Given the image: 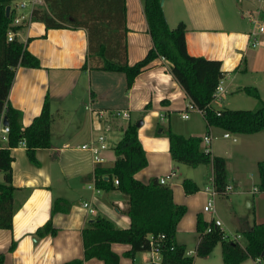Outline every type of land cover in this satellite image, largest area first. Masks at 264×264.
Here are the masks:
<instances>
[{
  "label": "crops",
  "instance_id": "crops-1",
  "mask_svg": "<svg viewBox=\"0 0 264 264\" xmlns=\"http://www.w3.org/2000/svg\"><path fill=\"white\" fill-rule=\"evenodd\" d=\"M144 2L126 0L130 64L144 58L153 46ZM163 7L170 27L185 24L190 54L222 61L224 76L220 83L224 92L220 99L213 101V106L218 110L259 108L264 101V36H260L259 44L254 46L250 34L254 20H264V0H164ZM26 17L16 35L27 43L28 50L39 58L41 66L17 68L9 101L22 111V123L26 127L40 114L49 96L53 114L52 144L36 149L39 165L30 161L24 142L11 149L12 182L20 190L16 195L18 207L12 227L0 228V253L5 254L3 264H63L83 258V230L98 215L109 218L119 228L130 227L128 194L118 187L94 188L95 168L114 163V147L130 121L137 125L142 122L138 136L148 159V165L135 176L149 183L154 177L171 173L167 185L173 189L174 200L188 206L176 232V241L184 244L187 251L197 252L198 215L202 214L207 221L213 218L203 211L208 199L205 187L213 177V165L194 166L197 174L184 173L185 177H180V167L170 152L168 127L187 136L204 137L209 132L211 141L202 142V147L226 159L229 191L219 195V199L226 200L223 206L233 216L236 231L264 223V191H257L261 182L258 162L264 159V130L233 133L236 140L225 137L226 131L221 127H208L204 114L175 79L167 60L155 59L127 88L123 72L84 68L89 56L86 28L48 29L43 22L32 21L31 13ZM247 86L257 88L260 98L246 93L243 88ZM118 110L128 111L129 116L117 115ZM184 113L189 117L184 118ZM180 119L185 120L184 126L180 125ZM101 135L106 137L107 148L102 150L103 159L98 161L82 145L96 141ZM6 144L4 142L3 146ZM185 178L193 179L199 190L187 194L183 186ZM57 198L69 202L67 212H53ZM237 200H244L250 207L253 205L256 217L252 221L247 212L238 211ZM85 202L90 204L91 210ZM49 220L58 233L38 235V229ZM12 243L15 245L10 249ZM130 247L128 243L112 244V249L120 255L121 264H148V250L139 251L131 258L125 254ZM211 255H197V258ZM197 258L194 256L193 264ZM248 259L256 264L254 259ZM84 264L105 263L92 258Z\"/></svg>",
  "mask_w": 264,
  "mask_h": 264
},
{
  "label": "trees",
  "instance_id": "trees-1",
  "mask_svg": "<svg viewBox=\"0 0 264 264\" xmlns=\"http://www.w3.org/2000/svg\"><path fill=\"white\" fill-rule=\"evenodd\" d=\"M15 1L0 0V124L6 116L10 128L7 144L0 148V228L12 227L13 216L18 207L16 195L20 189L12 182L11 149L24 142L30 161L39 165L36 149L50 147L52 144L53 114L49 96L46 97L40 114L26 127L22 123V111L14 108L9 101L17 68L41 66L39 58L28 50L26 42L19 40L17 35L12 40L8 38L10 30L17 32L22 26L12 24L17 13ZM161 1L144 2L153 46L144 58L134 64L128 62L126 0H46L47 6L32 10L31 20L43 22L48 29L86 28L89 56L84 68L89 66L93 69L123 72L127 88L132 86L135 78L149 68L155 59L163 56L193 105L204 114L208 127H221L234 134L263 131L264 101L255 110H218L213 106L214 93L224 76L222 61L190 54L186 44L185 24L170 27ZM8 5H11L9 16L6 14ZM243 89L260 98L257 88L247 86ZM166 133L170 139L172 159L192 166L211 163L215 190L218 195H226V159L202 147L203 136H187L175 132L171 127L166 129ZM114 151L116 159L112 165L95 168V185L102 190L118 187L128 194L131 225L119 228L109 218L96 216L83 230L84 257L63 264H84L92 258L103 260L105 264H121L120 255L112 249L114 242L130 244L131 247L125 254L135 258L139 251L149 249L151 235L160 234L165 235L162 240L163 264H193L194 256L186 255V246L176 241L178 223L187 213L188 206L177 203L173 189L167 184H161L159 178L154 177L149 183H145L135 176L148 165L136 122H129ZM258 170L261 178L258 191H264V159L258 162ZM115 178L119 180V184H115ZM183 186L187 194L199 190V186L191 178H185ZM69 208L70 204L64 198L54 201V213L67 212ZM208 225L212 226L211 231H205ZM197 230L200 233L197 255L208 256L220 243L222 257L227 264H240L248 258L260 259L264 264V223H256L250 228L236 231V235L240 234L245 239V245L215 226L212 220H205L202 214L197 217ZM37 233L56 235L58 229L49 220ZM14 245L12 243L10 249ZM4 259L5 254L0 253V264H3Z\"/></svg>",
  "mask_w": 264,
  "mask_h": 264
},
{
  "label": "built area",
  "instance_id": "built-area-1",
  "mask_svg": "<svg viewBox=\"0 0 264 264\" xmlns=\"http://www.w3.org/2000/svg\"><path fill=\"white\" fill-rule=\"evenodd\" d=\"M15 8L17 10V13L14 17V20L12 22L13 25L16 24H24L26 22V16L24 14V11L26 9H29L31 12L34 8L40 7V6H47L46 0H16L15 3ZM254 28L251 31L250 37H252V45L257 46L259 44V37L264 36V20H254ZM16 36V32L10 30L8 33V38L9 40H12ZM163 60H166L165 57H161ZM224 92V88L222 84L220 83L218 85V88L216 92L214 93V100H218L221 98L222 94ZM201 111V110H200ZM202 112V111H201ZM117 115H122V116H129V112L126 110H118L116 111ZM184 118L189 117L188 113L183 114ZM10 131V128L8 125L3 124V118L1 120L0 124V148L3 147V143L8 141V133ZM225 137H230L236 140V137L231 134V132L226 131L224 133ZM212 136L210 134H207L203 138V142L210 143ZM82 147L86 150H89L95 160H102L101 152L102 150L107 148L106 144V137L104 135L99 136V138L96 141H92L90 143H85L82 145ZM206 150H209L208 148H205ZM172 176V174H167L165 176H161L159 178V181L161 184H167V180ZM115 184H119V180L115 178ZM94 188H97L94 186ZM206 192L208 193V199L207 202L204 205V211L209 212L213 215L212 221L215 224V226H218L222 228L223 222L222 220L217 217L216 215V203H215V196L218 195L217 191L215 190L214 186V179L213 177L210 179V182L208 185L205 187ZM229 191V187H228ZM258 191V189H257ZM84 205L86 207H89L91 210V206L88 202H85ZM215 215V216H214ZM212 226L208 225L205 231H211ZM165 238L164 234H160L158 236L151 235L150 240H149V253H150V258L148 264H163V252H162V240ZM236 240H239L242 238L240 234L234 235L233 237ZM186 255L192 256L194 254V251H187L185 252ZM256 264H262V261L260 259L255 260Z\"/></svg>",
  "mask_w": 264,
  "mask_h": 264
},
{
  "label": "rangeland",
  "instance_id": "rangeland-1",
  "mask_svg": "<svg viewBox=\"0 0 264 264\" xmlns=\"http://www.w3.org/2000/svg\"><path fill=\"white\" fill-rule=\"evenodd\" d=\"M31 13V11L29 9H26L24 11L25 16H29V14ZM180 125H185V120H181L180 119ZM233 135V133H232ZM235 135V134H234ZM233 135V136H234ZM180 167V169L178 170V175L180 177H185L183 176L184 173H196L195 169L196 167L192 166V165H188V164H181L178 163L177 167ZM170 181V180H169ZM253 199V198H251ZM254 201V200H252ZM215 203H216V208L218 210L217 212V217H219L222 221H223V225L222 227L225 229V233L230 235L232 238L234 237V235H236V229H235V223L233 220V216L226 210V208H224V204L226 203V200H221L219 199V195L215 196ZM204 207V206H203ZM264 208V206H263ZM237 209L239 212H247L250 215V219L251 221L256 217V213L254 214V209H253V205L252 207L247 205V202H245L244 200H237ZM204 211V209H203ZM207 214H211L209 212L204 211ZM241 243L245 245V239L242 237L240 239ZM221 247L222 245L219 243L213 250L211 257L209 258H197V253L194 252V256L196 259V264H201L200 262H204V260L207 262V264H224L223 260H222V254H221ZM246 263L245 264H252V261L250 259L245 260ZM255 264V263H254Z\"/></svg>",
  "mask_w": 264,
  "mask_h": 264
},
{
  "label": "water",
  "instance_id": "water-1",
  "mask_svg": "<svg viewBox=\"0 0 264 264\" xmlns=\"http://www.w3.org/2000/svg\"><path fill=\"white\" fill-rule=\"evenodd\" d=\"M161 4H162V5L164 4V0L161 1ZM10 12H11V5H8V6L6 7V14H7V16L10 15ZM141 123H142L141 121L138 122V126H140ZM3 124H4V125H7V124H8V120H7V117H6V116L3 118Z\"/></svg>",
  "mask_w": 264,
  "mask_h": 264
}]
</instances>
